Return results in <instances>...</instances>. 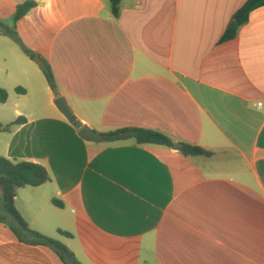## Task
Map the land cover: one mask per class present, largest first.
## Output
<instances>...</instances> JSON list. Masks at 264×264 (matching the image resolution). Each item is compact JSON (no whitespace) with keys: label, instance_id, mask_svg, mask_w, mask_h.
Listing matches in <instances>:
<instances>
[{"label":"crops","instance_id":"crops-1","mask_svg":"<svg viewBox=\"0 0 264 264\" xmlns=\"http://www.w3.org/2000/svg\"><path fill=\"white\" fill-rule=\"evenodd\" d=\"M35 1L16 26L34 58L0 33V86L13 121L27 119L3 132L0 154L51 176L17 192L29 227L82 264H264V6L221 42L248 0H122L117 17L110 0ZM124 128L213 154L105 140ZM0 264L64 262L0 222Z\"/></svg>","mask_w":264,"mask_h":264},{"label":"trees","instance_id":"trees-1","mask_svg":"<svg viewBox=\"0 0 264 264\" xmlns=\"http://www.w3.org/2000/svg\"><path fill=\"white\" fill-rule=\"evenodd\" d=\"M121 3L122 0H110L112 12L116 17L120 14ZM37 5L38 3L35 0H26L19 4L13 18L14 24H17L20 19ZM261 6H264V0H248L233 16L221 42L236 37L240 27L248 22L250 13ZM0 33L18 42L28 56L32 58L35 57V54L22 43L15 28H9L0 21ZM44 72L52 89L56 90V82L51 68L46 66ZM17 90H19V88H17ZM7 100L8 91L0 86V102L6 103ZM26 122L27 119L23 116H20L15 121L8 124H3L0 121V132H10L13 127L23 125ZM104 138L106 141H120L133 138L137 144L153 143L165 145L179 149L184 156H211L213 154L211 151L200 146H193L184 142L176 143L166 135L151 129L124 128L104 134ZM50 180V173L42 164L31 161L11 160L0 154V187L2 188L0 207L15 220L16 225L13 223V225L11 223H6L1 218L0 222L8 224L20 240L32 245L50 247L59 255L64 264H82L66 245L42 232L31 229L15 205L19 189L27 186L38 187ZM53 203L62 206V203L58 200L54 199ZM59 232L70 237L72 236L68 232L62 230H59Z\"/></svg>","mask_w":264,"mask_h":264},{"label":"rangeland","instance_id":"rangeland-1","mask_svg":"<svg viewBox=\"0 0 264 264\" xmlns=\"http://www.w3.org/2000/svg\"><path fill=\"white\" fill-rule=\"evenodd\" d=\"M17 1H19L20 2L19 4H21L26 0H13V2L10 3L9 6L0 4V21L3 22L9 28H12V29L15 28V30H16L17 24H14L13 18H14V14L16 12L17 6H15L14 3H16ZM3 66H4V63L0 59V69H3ZM0 74H1L0 76H2V77L4 76L3 70L0 71ZM14 103L15 102H14L13 96L11 98H9L8 102H6V103L0 102V116L2 117L3 121H5V122L13 121L14 114L12 113V109H13L12 107L14 106ZM0 137L2 139H4L5 137L11 138V135L8 133L0 132ZM25 190H27V189H25ZM20 194H21V196H23L22 194H25V191L21 190ZM1 196H2V188L0 187V197ZM18 205L21 206L22 204L19 203V201H18ZM0 218L3 221H5L6 223H13L14 225H16L15 220H13L12 217H10L5 211H3V209L1 207H0ZM2 223H4V222H2ZM6 225L8 226V224H6Z\"/></svg>","mask_w":264,"mask_h":264},{"label":"water","instance_id":"water-1","mask_svg":"<svg viewBox=\"0 0 264 264\" xmlns=\"http://www.w3.org/2000/svg\"><path fill=\"white\" fill-rule=\"evenodd\" d=\"M35 61L43 68L45 67L44 63L40 58H35ZM55 104L67 119L69 120L73 119V114L71 112V109L68 106V103L64 97L62 96L58 97L55 101ZM79 134L82 138L88 141L100 142L103 138L102 134L92 130L89 126H84L80 130Z\"/></svg>","mask_w":264,"mask_h":264},{"label":"built area","instance_id":"built-area-1","mask_svg":"<svg viewBox=\"0 0 264 264\" xmlns=\"http://www.w3.org/2000/svg\"><path fill=\"white\" fill-rule=\"evenodd\" d=\"M259 105H262V103H260Z\"/></svg>","mask_w":264,"mask_h":264}]
</instances>
